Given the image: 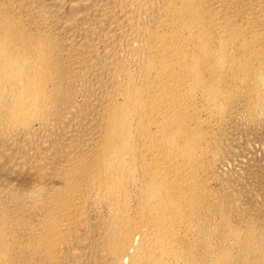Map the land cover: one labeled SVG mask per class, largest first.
<instances>
[{
	"label": "bare ground",
	"instance_id": "obj_1",
	"mask_svg": "<svg viewBox=\"0 0 264 264\" xmlns=\"http://www.w3.org/2000/svg\"><path fill=\"white\" fill-rule=\"evenodd\" d=\"M0 264H264V0H0Z\"/></svg>",
	"mask_w": 264,
	"mask_h": 264
}]
</instances>
